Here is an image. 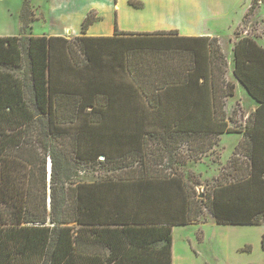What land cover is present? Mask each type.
<instances>
[{
	"label": "trees",
	"instance_id": "trees-1",
	"mask_svg": "<svg viewBox=\"0 0 264 264\" xmlns=\"http://www.w3.org/2000/svg\"><path fill=\"white\" fill-rule=\"evenodd\" d=\"M254 11L255 2L242 23ZM96 20L89 13L70 40L0 37V264H172L173 227L198 224L202 207L217 225H264V32L261 43L234 32L233 75L258 108L224 178L195 201L181 178L148 165V141L171 155L193 142L194 154L233 132L224 105L234 86L218 40L178 37L204 45L177 46L176 31L116 29L131 42L127 82L114 77L115 38L85 36ZM168 52L180 63L160 60ZM69 163L104 172L70 181Z\"/></svg>",
	"mask_w": 264,
	"mask_h": 264
},
{
	"label": "crops",
	"instance_id": "crops-1",
	"mask_svg": "<svg viewBox=\"0 0 264 264\" xmlns=\"http://www.w3.org/2000/svg\"><path fill=\"white\" fill-rule=\"evenodd\" d=\"M131 2L138 4V6L132 5ZM253 2H255L254 15L248 20L250 23L253 22L256 26H259L262 32H264V0H32L30 2L32 19L28 23L17 19L13 29L14 32L8 36L62 37L70 40L82 36L81 26L83 20L89 13H94L98 17V20L89 26L85 36L115 38L108 41V45L113 48V51L116 50L118 53L116 56L118 57V62H111V66L113 72L121 71L120 76L114 75V77L119 80L122 78V81L126 80L127 82H129V76H125L124 63L125 58L128 59L129 57L131 42L127 38V35L115 37L116 29L120 33L137 34L176 31L178 35L176 39H172L171 41L177 46L182 43L187 45H204L203 41L182 42L178 37L216 38L227 62L225 80L234 86V96L225 99L226 122L228 126L234 123L233 119H229L228 102L237 97L242 99L243 104L245 103L247 107V109L244 107L242 109L249 110L248 115L243 121L244 127L248 116L258 108V103L247 94L233 75L234 57L232 48L234 32L242 24L244 15ZM17 13H19V10ZM178 14L188 16L187 22L189 24L187 26H180L175 21L168 20L169 16H178ZM230 14L233 16L230 22L232 27L230 26V28H234L235 30L232 36L228 38V46L226 47V41L219 36L218 32L219 28L223 26V22L230 20V16L225 18H221L220 16ZM37 26H39L38 31L36 30ZM241 35L248 36L246 31L242 32ZM201 54L207 57V52L203 51ZM120 88L124 89V84ZM239 88L245 93L241 97L237 93ZM207 91L209 94L211 88L207 89ZM191 102H188L189 108L192 107L190 106ZM183 125L202 124L187 122ZM240 135L241 137L236 146L243 139V133H240ZM236 146L234 149H236ZM214 147H216V144L211 148L213 149ZM195 225L198 226L199 224ZM260 226L264 227V225ZM262 233L264 234V232ZM174 254H172V264H177Z\"/></svg>",
	"mask_w": 264,
	"mask_h": 264
},
{
	"label": "rangeland",
	"instance_id": "rangeland-1",
	"mask_svg": "<svg viewBox=\"0 0 264 264\" xmlns=\"http://www.w3.org/2000/svg\"><path fill=\"white\" fill-rule=\"evenodd\" d=\"M24 1L0 0V37L8 36L14 32L13 29L17 19H20ZM30 2H28L29 6ZM18 10L19 13H17ZM220 17H229L230 19L223 22V26L219 28L218 32L219 36L226 41L225 45L227 47V40L235 30L230 28V26L232 27L230 24L231 17L233 16L230 14ZM187 19L188 16L184 14L168 17L169 21L173 20L180 26H187L189 24ZM38 28L39 26L36 27L37 31ZM237 30L240 33L246 31L248 36L255 37L257 41L262 42L261 34L263 32L261 28L253 22L250 23L249 20L242 23ZM157 44V47H163L161 44ZM171 53L168 52L166 57L160 56V60L167 62V64L174 60L180 63V59L177 58L178 55H171ZM237 93L239 97L245 94L240 88ZM228 104V115L234 120V123L229 126L233 132L223 134L224 136L220 135L216 140V147L213 149L208 147L209 142L204 139L203 152L193 154L189 146L195 145V143L183 141L180 142L178 150L173 151L174 153L171 155L169 152H163L161 150L162 144L156 143V140L148 141V149L154 152V156L149 159L148 165L162 170L166 175H177L181 178L187 185L186 187L192 191L190 194L195 201L208 198L211 186L224 178L220 174L224 168L228 171L229 160L232 158L234 147L241 137L243 121L249 110H245L247 109L245 103L243 104V100L237 97L231 99ZM242 107L245 109H242ZM197 142H200V140ZM240 159L245 160L242 156ZM99 160H103V158L100 157ZM133 166L136 167L138 164L133 163ZM66 167L67 171L65 170L64 173L70 181L93 182L100 172H104L100 171L99 166L90 168L69 163ZM57 171L61 173L62 168L58 167ZM198 224V226H175L172 229V254L175 253L177 264H264V250L261 246L264 227L218 226L210 213L203 207ZM246 249H249V251H246Z\"/></svg>",
	"mask_w": 264,
	"mask_h": 264
},
{
	"label": "bare ground",
	"instance_id": "bare-ground-1",
	"mask_svg": "<svg viewBox=\"0 0 264 264\" xmlns=\"http://www.w3.org/2000/svg\"><path fill=\"white\" fill-rule=\"evenodd\" d=\"M50 151V150H49Z\"/></svg>",
	"mask_w": 264,
	"mask_h": 264
}]
</instances>
